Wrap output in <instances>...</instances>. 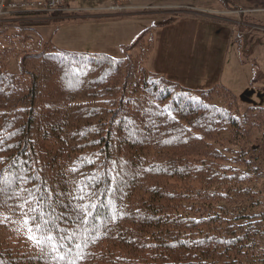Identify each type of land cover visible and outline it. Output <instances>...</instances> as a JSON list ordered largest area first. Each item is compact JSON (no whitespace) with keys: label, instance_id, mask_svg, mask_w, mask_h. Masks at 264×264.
I'll return each instance as SVG.
<instances>
[{"label":"trees","instance_id":"16d2710c","mask_svg":"<svg viewBox=\"0 0 264 264\" xmlns=\"http://www.w3.org/2000/svg\"><path fill=\"white\" fill-rule=\"evenodd\" d=\"M144 34L120 56L45 40L15 71L0 59L2 264H264V106L147 69ZM34 209L82 247L57 262Z\"/></svg>","mask_w":264,"mask_h":264},{"label":"rangeland","instance_id":"374dc122","mask_svg":"<svg viewBox=\"0 0 264 264\" xmlns=\"http://www.w3.org/2000/svg\"><path fill=\"white\" fill-rule=\"evenodd\" d=\"M124 2L129 4L128 0H124ZM171 6L161 2H149L146 3V6L130 7L122 12L99 10L101 12L99 14H93L95 11L91 10L84 13L56 12L52 15L37 13L38 15L32 16H30L31 14L16 13L0 18V24H17L18 20H20L19 23H24L32 21L30 19H37L41 24L35 25L36 29L33 32L29 29H25L23 32L15 27L9 28L6 33L0 31V59H3L9 68L15 71L18 69L17 59L20 52L27 48L38 50L45 40H50L56 46L65 49L105 51L120 56L122 54L120 46L134 42L142 33H145V40H148L149 37L152 38V49H154L155 43L162 35L161 24L159 23L166 21V16L169 15L162 16V20L158 21L155 12L167 11L168 8H173ZM202 13L206 17L214 18L213 21L220 23L224 21L222 17L227 18V21L231 17L228 11L225 14ZM227 23L229 24L230 21ZM261 23L255 15L241 14L235 18L234 23L228 25L229 30H227L230 33L231 41L234 42L237 35H240L239 39L247 36V44H244V48L252 45L253 52L247 55L246 61L242 60L235 43L231 42L228 47L223 45L224 48L222 49L225 50V55L219 66L220 73L222 70L221 81L235 94L236 106L240 111H244L248 105L264 106V25ZM221 43L222 41L219 40L214 49H220L221 45L219 44ZM213 45L214 42L208 47L212 48ZM211 68L213 69L214 66H211ZM217 70V68L214 69L213 74ZM167 76L179 81L175 76ZM183 82L194 88L207 89L217 86L214 78L209 83L205 82V84L201 81L189 80L188 83L183 80Z\"/></svg>","mask_w":264,"mask_h":264},{"label":"crops","instance_id":"0c3cea01","mask_svg":"<svg viewBox=\"0 0 264 264\" xmlns=\"http://www.w3.org/2000/svg\"><path fill=\"white\" fill-rule=\"evenodd\" d=\"M128 1L129 4L127 5L132 7L146 6V3L149 2H161L173 6V8H168L167 11L155 12L158 21L162 20V16L169 15L166 16V21L161 23L162 35L155 43L154 49L146 61V67L151 71L175 76L186 86H189V84L184 83L183 80L188 83L189 80L201 81L205 84V82L209 83L214 78L215 83H221L228 87L221 81L222 70L220 73L219 66L225 55V50H222L223 45L228 47L231 42L234 44L230 40L228 25L235 22V18L239 15L237 13L239 9L248 10L246 12L257 16L263 23L261 24L264 25V0H229L230 5H226L222 0ZM177 5L214 8L221 11L219 14H225L228 11L231 17L228 21L227 18L222 17L224 21L220 23L213 21L214 18L204 16L205 14L200 11L177 8ZM230 6H236V8ZM99 13L101 12L98 9L93 12V14ZM219 40L222 41L219 44L221 45L220 49H214ZM212 42H214L213 47H208ZM211 66H214V68L212 69ZM216 68L218 70L213 74L212 71Z\"/></svg>","mask_w":264,"mask_h":264},{"label":"built area","instance_id":"2783aa9c","mask_svg":"<svg viewBox=\"0 0 264 264\" xmlns=\"http://www.w3.org/2000/svg\"><path fill=\"white\" fill-rule=\"evenodd\" d=\"M132 6L124 0H0V18L16 13H45L50 15L56 12L81 13L86 11L107 10L124 11ZM177 8L195 10L205 13L219 14L221 11L192 5H177ZM248 10L239 9V15L249 13Z\"/></svg>","mask_w":264,"mask_h":264},{"label":"snow or ice","instance_id":"6c2138e0","mask_svg":"<svg viewBox=\"0 0 264 264\" xmlns=\"http://www.w3.org/2000/svg\"><path fill=\"white\" fill-rule=\"evenodd\" d=\"M20 179H26L24 177H21ZM30 196L33 197L37 201V203H40L44 197H35L33 193H29ZM79 199L84 200L85 197L81 196ZM34 212H38V215H34L29 218V221L32 225L35 227V231L39 233V235H36L34 237H29L30 239H34L35 243L38 245H43L45 242L48 243L49 247L51 248L52 253L55 254L54 259L59 261H65L67 257H70L72 255L73 248H80L82 245L80 243H74V237L65 234V230L60 229L58 226L49 227L50 221L46 219V216L50 215V213L46 212L42 209H34ZM74 212L78 214V218L81 220V222L84 221L86 217L89 216L91 212V206L85 207L83 205L77 207L74 209ZM33 228L30 227L29 231H32ZM53 230L55 231V235H53ZM86 243V241H85ZM61 249L65 250V254H61ZM83 259V257H81ZM2 264V262H0ZM68 264H77L76 260H68Z\"/></svg>","mask_w":264,"mask_h":264}]
</instances>
